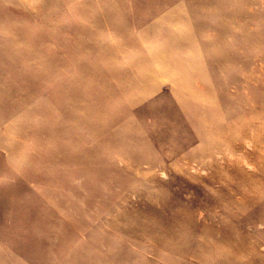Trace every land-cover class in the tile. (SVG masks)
<instances>
[{
	"label": "rangeland",
	"instance_id": "374dc122",
	"mask_svg": "<svg viewBox=\"0 0 264 264\" xmlns=\"http://www.w3.org/2000/svg\"><path fill=\"white\" fill-rule=\"evenodd\" d=\"M0 264H264V0H0Z\"/></svg>",
	"mask_w": 264,
	"mask_h": 264
},
{
	"label": "bare ground",
	"instance_id": "6f19581e",
	"mask_svg": "<svg viewBox=\"0 0 264 264\" xmlns=\"http://www.w3.org/2000/svg\"><path fill=\"white\" fill-rule=\"evenodd\" d=\"M203 88L204 87L201 85L199 81L197 83H191V85L186 83L185 86H183V88L180 87V90L177 92V94L180 97L179 100L182 99V103L178 104V108L180 109L187 108V110H193L199 112L202 110L209 109L211 106H213V104L211 103L209 104L206 103V101L208 100L205 96L201 95V97H198L197 95L199 93L195 95L194 93L195 91L198 90L202 91Z\"/></svg>",
	"mask_w": 264,
	"mask_h": 264
}]
</instances>
